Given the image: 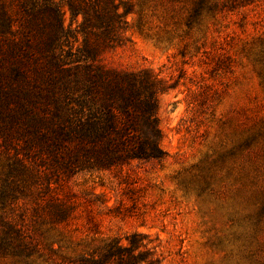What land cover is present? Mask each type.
I'll return each mask as SVG.
<instances>
[{
    "label": "rangeland",
    "instance_id": "rangeland-1",
    "mask_svg": "<svg viewBox=\"0 0 264 264\" xmlns=\"http://www.w3.org/2000/svg\"><path fill=\"white\" fill-rule=\"evenodd\" d=\"M126 1L125 40L100 61L165 80V156L37 180L9 174L0 142V264L71 263L133 231L162 264H264V0Z\"/></svg>",
    "mask_w": 264,
    "mask_h": 264
},
{
    "label": "trees",
    "instance_id": "trees-1",
    "mask_svg": "<svg viewBox=\"0 0 264 264\" xmlns=\"http://www.w3.org/2000/svg\"><path fill=\"white\" fill-rule=\"evenodd\" d=\"M64 2L82 18L74 30L65 28L56 0H0V142L9 174L38 180L46 170L72 175L161 160L157 109L165 80L149 68L100 61L125 40L128 2ZM52 202L58 219H66L69 205ZM124 239L103 238L64 264H162L143 233Z\"/></svg>",
    "mask_w": 264,
    "mask_h": 264
}]
</instances>
